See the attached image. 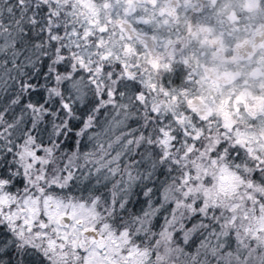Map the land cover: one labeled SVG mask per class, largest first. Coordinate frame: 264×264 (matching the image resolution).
<instances>
[{
  "label": "snow or ice",
  "instance_id": "snow-or-ice-1",
  "mask_svg": "<svg viewBox=\"0 0 264 264\" xmlns=\"http://www.w3.org/2000/svg\"><path fill=\"white\" fill-rule=\"evenodd\" d=\"M205 12L0 0V264H264V112L198 94Z\"/></svg>",
  "mask_w": 264,
  "mask_h": 264
},
{
  "label": "flooded vegetation",
  "instance_id": "flooded-vegetation-1",
  "mask_svg": "<svg viewBox=\"0 0 264 264\" xmlns=\"http://www.w3.org/2000/svg\"><path fill=\"white\" fill-rule=\"evenodd\" d=\"M194 3L206 12L199 20L184 21L183 30L201 54L199 61L193 59L198 94L256 127L259 121L253 124L251 118L264 112V5L261 0Z\"/></svg>",
  "mask_w": 264,
  "mask_h": 264
}]
</instances>
